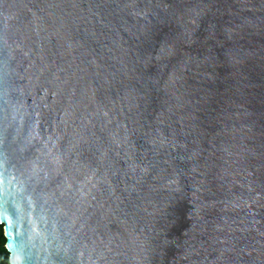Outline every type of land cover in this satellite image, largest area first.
Wrapping results in <instances>:
<instances>
[{
    "label": "water",
    "instance_id": "water-1",
    "mask_svg": "<svg viewBox=\"0 0 264 264\" xmlns=\"http://www.w3.org/2000/svg\"><path fill=\"white\" fill-rule=\"evenodd\" d=\"M11 264H264V0H0Z\"/></svg>",
    "mask_w": 264,
    "mask_h": 264
},
{
    "label": "trees",
    "instance_id": "trees-1",
    "mask_svg": "<svg viewBox=\"0 0 264 264\" xmlns=\"http://www.w3.org/2000/svg\"><path fill=\"white\" fill-rule=\"evenodd\" d=\"M7 238L5 236L4 225L0 223V264H11L10 252L6 247Z\"/></svg>",
    "mask_w": 264,
    "mask_h": 264
}]
</instances>
